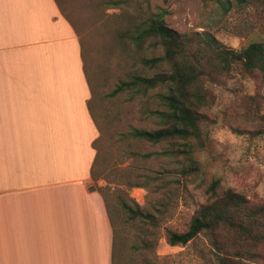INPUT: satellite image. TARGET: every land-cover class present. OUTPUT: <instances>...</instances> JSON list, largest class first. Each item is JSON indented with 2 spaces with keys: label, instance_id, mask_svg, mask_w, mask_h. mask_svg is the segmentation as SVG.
I'll list each match as a JSON object with an SVG mask.
<instances>
[{
  "label": "rangeland",
  "instance_id": "rangeland-1",
  "mask_svg": "<svg viewBox=\"0 0 264 264\" xmlns=\"http://www.w3.org/2000/svg\"><path fill=\"white\" fill-rule=\"evenodd\" d=\"M55 1L81 44L91 89L89 105L99 131L89 187L103 194L114 223V264H218L216 251L203 234L184 246H171L166 228L184 231L201 205L227 189L264 201V99L251 104L242 97L260 91L264 98V86L249 81L233 92L228 88L232 81L228 87L208 85L213 100L198 111L204 115L201 125L206 140L202 149L194 148L192 157L180 153L147 158L131 155L162 152L184 141L152 143L122 137L131 127L165 125L152 112L163 110L155 94L164 90H149L145 95L129 90L110 92L133 75L152 76L168 71L169 66L165 62L154 68L144 65L142 58L163 55L162 46H153L151 39L137 46L119 32L151 13H161L164 23L180 33L210 31L224 46L239 50L251 42L264 43V0L241 7L231 0V9L224 13L212 4L203 7L200 0ZM190 166L194 169L189 170ZM214 181L218 185L212 194L208 189ZM130 183L140 186L130 187ZM118 196L132 199L155 215L158 225L127 219Z\"/></svg>",
  "mask_w": 264,
  "mask_h": 264
},
{
  "label": "crops",
  "instance_id": "crops-1",
  "mask_svg": "<svg viewBox=\"0 0 264 264\" xmlns=\"http://www.w3.org/2000/svg\"><path fill=\"white\" fill-rule=\"evenodd\" d=\"M90 98L56 1L0 0V264H114Z\"/></svg>",
  "mask_w": 264,
  "mask_h": 264
},
{
  "label": "trees",
  "instance_id": "trees-1",
  "mask_svg": "<svg viewBox=\"0 0 264 264\" xmlns=\"http://www.w3.org/2000/svg\"><path fill=\"white\" fill-rule=\"evenodd\" d=\"M233 1L241 7L255 4L256 0ZM200 3L203 7L210 4L218 6L223 13L232 6L231 0H200ZM109 4L115 3L110 1ZM119 36L137 46L153 40V46H162L163 55L142 58L141 62L150 68L163 62L169 66L168 71L152 76L133 75L129 80L120 81L110 92V95H115L129 90L134 95H145L149 90H164L155 94L163 110L152 112L165 125L157 129L131 127L122 137L152 143L173 139L184 141L180 145L182 148L172 145L162 152L131 155L145 158L160 154L194 155V148L202 149L206 140L201 125L204 115L198 111L213 100L208 85L228 87L232 81L228 88L233 92H238L242 84L249 81L255 82L259 88L264 86L263 42H251L239 50L231 49L210 31L180 33L170 28L164 23L161 13H151L141 22L119 32ZM242 97L251 104L261 103L264 99L260 91ZM193 169L194 166L189 167V170ZM217 185L214 181L208 191L214 194ZM129 186L140 184L130 183ZM117 200L127 219H141L152 226L158 225L159 219L132 199L118 196ZM199 234H203L216 251L218 264L264 263V201L251 200L244 194L227 189L213 201L201 205L184 231L166 228V240L171 246H184Z\"/></svg>",
  "mask_w": 264,
  "mask_h": 264
}]
</instances>
